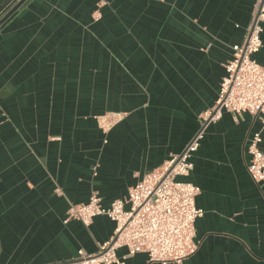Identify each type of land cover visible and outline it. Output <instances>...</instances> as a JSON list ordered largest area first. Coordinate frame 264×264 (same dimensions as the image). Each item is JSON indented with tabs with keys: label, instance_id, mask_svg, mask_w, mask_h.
Returning <instances> with one entry per match:
<instances>
[{
	"label": "crops",
	"instance_id": "1",
	"mask_svg": "<svg viewBox=\"0 0 264 264\" xmlns=\"http://www.w3.org/2000/svg\"><path fill=\"white\" fill-rule=\"evenodd\" d=\"M18 0H0V18ZM256 0H26L0 25V264H70L113 234L68 220L124 200L180 154L218 98ZM262 47L253 55L264 69ZM260 116L223 112L180 179L199 188L181 264H264V184L247 173ZM127 206H125V209ZM122 264L151 263L117 251Z\"/></svg>",
	"mask_w": 264,
	"mask_h": 264
},
{
	"label": "built area",
	"instance_id": "2",
	"mask_svg": "<svg viewBox=\"0 0 264 264\" xmlns=\"http://www.w3.org/2000/svg\"><path fill=\"white\" fill-rule=\"evenodd\" d=\"M263 26L264 0H256L244 40L232 47L224 66L217 101L202 114L198 130L180 154L145 174L124 200L105 207L98 195L92 194L86 203L68 208L67 219L86 227L98 216L115 224L112 236L98 246L96 253L78 250L76 260L70 264H122L116 254L121 248L128 256L145 254L149 262L159 264H181L196 252L195 222L203 216V211L195 206L200 190L180 179L189 176L192 157L207 127L216 123L223 112L260 116L264 125V69L253 58L262 47ZM260 143V131L254 132L247 146V173L255 183L264 184Z\"/></svg>",
	"mask_w": 264,
	"mask_h": 264
},
{
	"label": "water",
	"instance_id": "3",
	"mask_svg": "<svg viewBox=\"0 0 264 264\" xmlns=\"http://www.w3.org/2000/svg\"><path fill=\"white\" fill-rule=\"evenodd\" d=\"M26 0H18L4 15L0 18V25L5 22Z\"/></svg>",
	"mask_w": 264,
	"mask_h": 264
}]
</instances>
